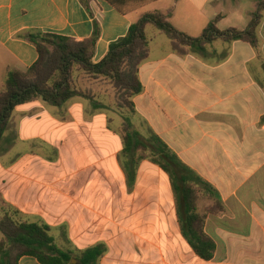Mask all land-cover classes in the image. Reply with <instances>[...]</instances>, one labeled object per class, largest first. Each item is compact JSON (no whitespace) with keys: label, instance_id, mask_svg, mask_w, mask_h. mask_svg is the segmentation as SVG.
I'll return each instance as SVG.
<instances>
[{"label":"crops","instance_id":"crops-1","mask_svg":"<svg viewBox=\"0 0 264 264\" xmlns=\"http://www.w3.org/2000/svg\"><path fill=\"white\" fill-rule=\"evenodd\" d=\"M85 2L0 0V93L9 68L26 70L38 59L29 33L82 42L97 23L99 63L147 12H171L176 29L198 38L218 16L219 30H245L258 0H148L124 12L107 0ZM148 28L150 54L139 71L144 90L134 98L132 123L145 126V133L135 129L143 138L157 135L214 190L225 209L206 218L214 258L205 261L190 248L170 176L143 160L129 178L108 110L78 98L63 106L65 115H40L41 101L15 110L1 145L0 218L48 226L62 251L103 246L99 264H264V15L256 48L216 41L187 56ZM203 194L200 214L215 204ZM18 264L41 263L23 256Z\"/></svg>","mask_w":264,"mask_h":264},{"label":"trees","instance_id":"trees-1","mask_svg":"<svg viewBox=\"0 0 264 264\" xmlns=\"http://www.w3.org/2000/svg\"><path fill=\"white\" fill-rule=\"evenodd\" d=\"M81 1L86 3L85 0ZM107 1L124 12L130 4L148 0ZM86 6L89 7L88 4ZM263 15L264 0H258L245 30H219L217 25L221 17L218 16L200 37L194 38L172 25L171 12H147L131 25L125 37L111 44L108 54L99 63L93 61L100 35L97 23L93 36L82 42L55 34L29 33L25 37L35 46L38 59L26 70L9 68L7 71L3 91L0 93V156L2 140L18 107L43 101L48 106L62 108L68 101L81 98L88 100L96 110H109V106L97 100L90 91L77 86L75 72L83 73L90 80H106L118 93V110L130 113L123 115L121 129V159L129 178L135 176V170L143 160H150L167 173L180 195L183 234L190 248L201 259L212 260L216 245L206 234L205 223L208 214H222L225 210L223 205L216 198L214 190L193 175L157 135L151 134L143 138L132 123L134 98L144 90L139 71L150 54L147 28L152 26L165 35L172 51L177 55L187 56L191 52H203L216 41L226 44L242 41L256 48L259 43L257 31ZM204 191L215 198V204L208 207L205 214H200L198 201L203 197ZM0 231V264H18L23 256L34 257L41 264H72L74 259L78 264H99L106 251L103 246L78 254L62 251L56 245L48 226L17 222L8 214L0 218Z\"/></svg>","mask_w":264,"mask_h":264},{"label":"rangeland","instance_id":"rangeland-1","mask_svg":"<svg viewBox=\"0 0 264 264\" xmlns=\"http://www.w3.org/2000/svg\"><path fill=\"white\" fill-rule=\"evenodd\" d=\"M152 30L155 31L156 29L152 26L148 28L149 34L151 33L150 31ZM5 78H6V74L3 75V79ZM75 79L77 86L80 87L81 89L90 91L93 95H95V97H97V95L103 96L105 104L109 106V110L105 111V113L109 114L108 120L111 121L110 126L116 130H119L121 133V129L124 121L123 115H130V113L127 110H124V112H120L118 110L117 103L119 97L117 91L114 90V88L106 80L103 79L90 80L81 72H75ZM78 100L80 101L82 100L84 103L90 105V102L88 100L81 98H78ZM40 103L43 105L44 108L42 111L38 109V111L41 112L40 115H65L63 107L62 108L51 107L48 106L43 101H41ZM14 115H18V114L14 113ZM134 129H137L140 132L145 133V126H143L141 123L136 122L134 124Z\"/></svg>","mask_w":264,"mask_h":264}]
</instances>
